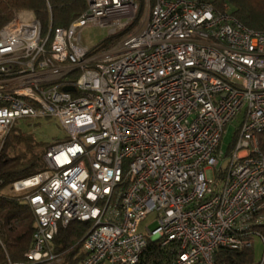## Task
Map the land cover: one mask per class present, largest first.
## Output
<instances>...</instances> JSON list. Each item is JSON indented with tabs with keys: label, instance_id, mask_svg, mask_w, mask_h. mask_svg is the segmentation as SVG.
Masks as SVG:
<instances>
[{
	"label": "built area",
	"instance_id": "obj_1",
	"mask_svg": "<svg viewBox=\"0 0 264 264\" xmlns=\"http://www.w3.org/2000/svg\"><path fill=\"white\" fill-rule=\"evenodd\" d=\"M214 2L87 0L66 28L44 33L30 11L2 27L0 151L19 122L54 119L66 135L9 188L35 219L27 264H61L54 240L72 222L90 225L81 264H142L149 242L163 264H221L220 249L264 264V31ZM92 27L133 29L91 53Z\"/></svg>",
	"mask_w": 264,
	"mask_h": 264
},
{
	"label": "trees",
	"instance_id": "obj_2",
	"mask_svg": "<svg viewBox=\"0 0 264 264\" xmlns=\"http://www.w3.org/2000/svg\"><path fill=\"white\" fill-rule=\"evenodd\" d=\"M153 4L154 0H151V5ZM214 5L220 10L228 6L232 15L246 28L264 31V0H215ZM86 8L87 0H0V30L24 11L35 14L44 33L50 27L66 28ZM142 14L143 4L140 16ZM132 29L133 27L115 36H109L93 47L91 53L113 48ZM28 133L25 129L14 128L0 151V264L28 263L26 253L30 249L35 230L34 215L21 196L5 193L14 183L30 178L46 168L44 154L51 145L36 142L34 135ZM261 141L264 142V134ZM19 146L25 147L26 151L20 153ZM37 148L41 151L37 152ZM233 148L234 144L228 152ZM10 151L16 154L11 156ZM260 214L264 216V201ZM89 227L87 223L72 222L69 226L60 228L54 243L55 253L62 257L61 264H81L84 259L82 239ZM256 228L264 237V223ZM164 253L158 243L149 242L142 264H163ZM216 260L221 264H251L254 252L252 249H220Z\"/></svg>",
	"mask_w": 264,
	"mask_h": 264
},
{
	"label": "rangeland",
	"instance_id": "obj_3",
	"mask_svg": "<svg viewBox=\"0 0 264 264\" xmlns=\"http://www.w3.org/2000/svg\"><path fill=\"white\" fill-rule=\"evenodd\" d=\"M108 37L109 32L107 29H102L98 27L87 28L83 33V43L85 46L93 48L103 42ZM240 123L241 118H238L234 121V123L230 124L226 128L221 144V150L224 151V153L228 152L229 146L233 142L234 135L236 133L237 128L240 126ZM18 125L20 128L27 130L29 132L28 134H33L36 138V142L38 143H48L49 145H52L55 142H61L66 139L64 130L54 119H46L34 123L19 122ZM18 151L20 153H24V151H26V148L23 146H19ZM36 151L40 152L41 149L37 148ZM10 154L11 156H14V154L16 153L14 151H10ZM5 193L12 194L9 189H7ZM153 220V216H149L148 219L142 224V226H148L150 229H154L156 227V224H153ZM255 252V259L259 260L263 253V245L260 241H256L255 243Z\"/></svg>",
	"mask_w": 264,
	"mask_h": 264
},
{
	"label": "water",
	"instance_id": "obj_4",
	"mask_svg": "<svg viewBox=\"0 0 264 264\" xmlns=\"http://www.w3.org/2000/svg\"><path fill=\"white\" fill-rule=\"evenodd\" d=\"M65 91L70 92V91H73V89L72 88L71 89H66Z\"/></svg>",
	"mask_w": 264,
	"mask_h": 264
}]
</instances>
